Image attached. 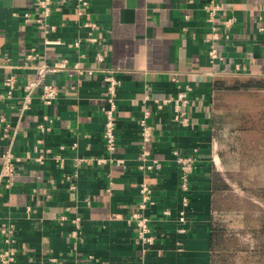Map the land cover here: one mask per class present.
I'll return each mask as SVG.
<instances>
[{"label":"crops","instance_id":"0c3cea01","mask_svg":"<svg viewBox=\"0 0 264 264\" xmlns=\"http://www.w3.org/2000/svg\"><path fill=\"white\" fill-rule=\"evenodd\" d=\"M216 1L223 5L217 24L228 17L235 23L227 31L229 37L220 29L215 41L220 59L211 61L204 41L212 36L203 8L206 0H90L82 17L75 8H64L48 18L56 28L47 37L59 41L49 45L38 40L44 37L41 26L22 18L34 0H0L1 47L21 85L36 77L24 66V56L35 44L51 61L68 57L96 70L90 76L49 74L46 81L60 91L49 106L34 99L22 113L11 102H0V151L11 149L25 159L13 186L0 192V230L14 232L15 264H59L51 256L79 264H264L256 236L264 200L253 192L257 186L252 183L261 182L264 171L230 163L245 157L230 149L229 136L236 135L229 131L234 129L227 116L231 108L222 110L221 104L223 98L257 96L264 90L215 88L220 79L264 76V0ZM84 18L101 26L97 47L83 42L79 48L72 46L88 35L87 29L78 28ZM96 50L104 53L103 62L96 61ZM104 68L116 69L121 80L118 147L108 164L97 161L107 153ZM9 70L6 61H0V83ZM186 86L191 88L187 127L174 120L172 105L158 112L152 100L144 101L146 95L176 96ZM23 93L21 86L13 102L19 104ZM146 106L154 136L143 143L140 119ZM45 115L52 119L47 132L38 127ZM175 148L194 151L198 158L189 192L179 186ZM145 150L148 158H143ZM27 153L47 156L41 163L27 159ZM76 157L88 160L73 177ZM152 159H158L160 167L147 171L142 165ZM142 184L152 188L153 202L146 209L156 237L151 246L140 241L129 221L141 200ZM185 195L190 199L186 220L179 222ZM166 209L170 216L164 214ZM62 216L66 220L61 221ZM73 216L83 221L76 239L69 235ZM5 246L0 232V251Z\"/></svg>","mask_w":264,"mask_h":264},{"label":"built area","instance_id":"2783aa9c","mask_svg":"<svg viewBox=\"0 0 264 264\" xmlns=\"http://www.w3.org/2000/svg\"><path fill=\"white\" fill-rule=\"evenodd\" d=\"M90 6V0H34L33 5L23 11L22 18L24 21L32 22L35 21L41 26V30L44 33L42 39L38 38L40 42L45 45L57 43L47 37V35L55 30L56 26L48 22V18L55 12H59L64 8H75L76 12L80 17L86 15V9ZM203 8L207 14L206 22L210 25L212 32L211 37H206L205 42L208 44V56L211 61L220 59L219 51L215 41L221 37L220 31H223L225 37L228 36V29L231 28L235 23L234 17H228L222 20L220 24H217V16L223 9V5L218 3L216 0H206ZM33 14L37 15L33 17ZM79 29H87L88 35L83 39L77 38L72 42V46L79 48L81 43H87L91 46H98L100 43V31L101 26L96 21L90 18H84L82 22L78 24ZM221 29V30H220ZM1 41V33H0ZM39 44L32 45L24 56V66L32 68L35 72L36 77L34 79H28L21 85L17 74L13 71L15 65L11 62L9 55L2 49L0 42V61L3 59L6 61L7 66L10 68L9 72L3 77L0 83V102H11L10 106L16 107L20 112H25L31 108L34 99H39L44 105H51L60 95L59 88L50 82L46 81V78L51 73L67 72L68 74H79V75H93L96 73L95 67L85 66L81 61L75 60L71 62L68 57H63L56 60H49L46 58L44 53L38 49ZM85 55H82V58ZM97 62H103L105 55L102 50H96ZM101 76L105 82V106L102 107L103 114V137L105 143L106 155L97 159L98 163L108 164L113 161L110 157L118 147L117 137V126H118V91L121 86V80L117 76V70L112 68L101 69ZM177 80V77H173ZM23 87L24 93L19 104L13 102L18 96V89ZM190 87L186 86L176 96L163 95L160 97H153L146 95L144 101L152 100L155 111H162L168 105L173 106L174 120L182 127L190 125V117L188 115L187 106L189 104L188 93ZM151 109L146 106L144 109V115L140 119L141 126V138L143 143H147L152 140L154 136V127L150 121ZM4 120V117L1 119ZM6 122V121H4ZM8 124L6 123L4 131L7 132ZM38 127L42 131H49L52 128V119L49 115L43 117L42 122L38 123ZM6 132L4 135H6ZM63 149V146L61 147ZM46 153H50V150H45ZM175 162L179 166V186L185 191H190V181L192 175L198 168V158L195 152L183 151L180 148L173 150ZM47 156V155H46ZM45 154L36 155L31 157L29 153L25 156L27 159L33 158L37 162H43ZM149 152L145 150L143 158H148ZM61 166L64 165L63 157L59 154L56 155ZM25 160L22 156L7 149L0 151V192L4 189H9L13 186V177L19 172L22 161ZM88 159L85 157H76L74 163V169L71 173L73 177L79 175V170ZM145 160V159H144ZM142 167L147 171L154 170L160 167L158 159H152L151 163L143 164ZM73 188L76 186L73 185ZM141 200L138 203V207L132 212L129 221L133 224L137 230L138 238L144 245H154L156 243V237L153 234L152 223L153 219L146 213L147 207L153 202L152 201V188L147 184H142L140 187ZM189 196L185 195L183 198L184 208L177 215L179 222H185L186 212L185 208L189 205ZM164 214L167 216L171 215L170 210H164ZM66 220L65 216H62L61 221ZM72 229L69 233L73 239L81 237L83 221L79 216H73L71 219ZM184 231V229H181ZM3 235L6 246L0 251V264H15L17 257V248L15 247L14 232L11 228H3L0 230ZM51 261L59 264H79L76 260H60L54 256H51Z\"/></svg>","mask_w":264,"mask_h":264},{"label":"rangeland","instance_id":"374dc122","mask_svg":"<svg viewBox=\"0 0 264 264\" xmlns=\"http://www.w3.org/2000/svg\"><path fill=\"white\" fill-rule=\"evenodd\" d=\"M221 104L222 110L231 108L227 113L232 114L229 119L232 120L231 126L233 128L240 125L248 128L242 131L237 150L245 157V160L230 163L234 167L241 166L245 170L259 168V170L264 171V94L230 96L223 98ZM238 113H244L245 118L241 121L237 120ZM235 136H229V141L233 144L238 140ZM227 149L229 148L227 147ZM255 158L260 160L258 164L254 163L253 159ZM259 180L264 183V177Z\"/></svg>","mask_w":264,"mask_h":264},{"label":"trees","instance_id":"16d2710c","mask_svg":"<svg viewBox=\"0 0 264 264\" xmlns=\"http://www.w3.org/2000/svg\"><path fill=\"white\" fill-rule=\"evenodd\" d=\"M224 80L220 79L217 80L215 83V88L217 90H230V91H247L251 89H259V90H264V76H259V77H246V78H240V77H234L232 79ZM232 114H227L228 118ZM223 117V115H222ZM221 116L219 117V120L222 118ZM232 117V116H231ZM237 120L241 121L245 118L244 113H238L236 116ZM248 128L237 126L234 127V129L229 130L230 132H233L236 134V138L238 137V140L230 145L231 150H237L239 146V140L241 139V133L244 130H247ZM238 133V134H237ZM254 186H257L255 190H253L254 193H256L257 196L262 198L264 200V183L262 184L260 181L258 183L252 182ZM217 234V232H216ZM256 236L259 238V244H258V249L261 250V252L264 253V214L260 218V226L256 230Z\"/></svg>","mask_w":264,"mask_h":264}]
</instances>
